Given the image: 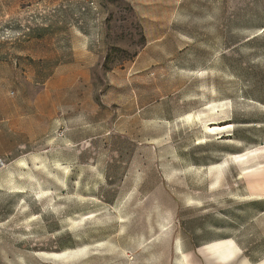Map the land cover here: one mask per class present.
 <instances>
[{
    "label": "rangeland",
    "instance_id": "obj_1",
    "mask_svg": "<svg viewBox=\"0 0 264 264\" xmlns=\"http://www.w3.org/2000/svg\"><path fill=\"white\" fill-rule=\"evenodd\" d=\"M263 105L264 0H0V264H186Z\"/></svg>",
    "mask_w": 264,
    "mask_h": 264
},
{
    "label": "crops",
    "instance_id": "obj_2",
    "mask_svg": "<svg viewBox=\"0 0 264 264\" xmlns=\"http://www.w3.org/2000/svg\"><path fill=\"white\" fill-rule=\"evenodd\" d=\"M239 189V198L219 211L216 223L202 220L194 231L200 236L191 234L186 264H264V170L245 177Z\"/></svg>",
    "mask_w": 264,
    "mask_h": 264
},
{
    "label": "bare ground",
    "instance_id": "obj_3",
    "mask_svg": "<svg viewBox=\"0 0 264 264\" xmlns=\"http://www.w3.org/2000/svg\"><path fill=\"white\" fill-rule=\"evenodd\" d=\"M211 105V104H210ZM215 105V104H214ZM209 107V106H208ZM220 107V106H219ZM219 107H217V105L216 106H213L212 105V108H211V110L212 111H216ZM221 108V107H220ZM224 108V107H223ZM191 114V113H190ZM189 114V115H190ZM192 115V114H191ZM191 116H189V118H190ZM210 126V125H209ZM223 127V126H222ZM230 127V126H229ZM224 129V128H223ZM223 129H221V127H219V128H216V127H214V129H212V127H206V131H207V133L208 134H210L211 136H213V135H219V134H221L220 133V131H222ZM262 153H264V147H261V149H254V150H252V151H250V152H248V153H246V154H241V155H234L233 156V160L236 162V163H239V165L240 164H243L244 165V163L247 161V159L250 157V156H255V157H259V155L260 154H262ZM232 156V155H231ZM250 159V158H249ZM248 159V160H249ZM250 161V160H249ZM248 161V162H249ZM240 167V166H239ZM264 168V161L263 162H261V163H259L257 166H255V168H252L253 169V171H256V170H258V169H263ZM243 170H244V175H248V174H250L251 172H253V171H250V168H243ZM242 177V176H241ZM82 218V217H81Z\"/></svg>",
    "mask_w": 264,
    "mask_h": 264
},
{
    "label": "water",
    "instance_id": "obj_4",
    "mask_svg": "<svg viewBox=\"0 0 264 264\" xmlns=\"http://www.w3.org/2000/svg\"><path fill=\"white\" fill-rule=\"evenodd\" d=\"M2 165V162L0 161V166Z\"/></svg>",
    "mask_w": 264,
    "mask_h": 264
},
{
    "label": "snow or ice",
    "instance_id": "obj_5",
    "mask_svg": "<svg viewBox=\"0 0 264 264\" xmlns=\"http://www.w3.org/2000/svg\"><path fill=\"white\" fill-rule=\"evenodd\" d=\"M190 119V118H189Z\"/></svg>",
    "mask_w": 264,
    "mask_h": 264
}]
</instances>
